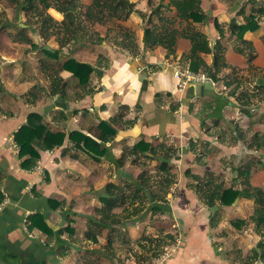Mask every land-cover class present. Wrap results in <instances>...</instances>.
Listing matches in <instances>:
<instances>
[{"label":"crops","instance_id":"0c3cea01","mask_svg":"<svg viewBox=\"0 0 264 264\" xmlns=\"http://www.w3.org/2000/svg\"><path fill=\"white\" fill-rule=\"evenodd\" d=\"M131 1L145 14L156 4ZM80 2L85 9L92 0ZM201 7L205 15L194 24L212 49L201 58L220 67L217 79L203 83L184 81L168 64L189 66L191 40L178 37L171 55L163 45L147 47L146 26L157 29L162 22L147 23L138 12L113 19L116 25L105 27L109 35L105 23H96L88 26L89 39L66 44L31 27L39 31L35 39L30 35L33 42L12 40L31 46L28 55L43 51L37 61L29 60L28 71L19 69L20 58L0 53V241L19 264H136L120 246L145 232L146 216L128 214L133 205L145 211L149 203L128 198L105 215L102 197L111 190L131 195L135 188L126 184L142 171L153 178L166 168L175 181L167 211L159 214L169 218L175 241L161 264H264V222L256 224V200L247 195L264 191V0H201ZM51 14L64 18L56 9ZM248 21L257 26L238 37ZM218 43L222 61L215 55ZM71 57L93 65L87 84L60 68ZM56 76L63 80L53 85ZM32 113L66 137L53 149L35 145L40 158L26 169L15 133ZM101 121L117 132L104 142L107 153L94 159L70 133L81 131L100 142ZM141 140L155 153L132 154ZM194 176L209 192L245 193L231 204L215 200L209 206L199 198ZM36 213L52 233L28 228Z\"/></svg>","mask_w":264,"mask_h":264},{"label":"trees","instance_id":"16d2710c","mask_svg":"<svg viewBox=\"0 0 264 264\" xmlns=\"http://www.w3.org/2000/svg\"><path fill=\"white\" fill-rule=\"evenodd\" d=\"M17 8V16L20 18L22 11L25 15H30L33 18L46 20L48 23H53L52 26H56L54 31L50 33V26L45 27L41 25L40 33L45 37H49L52 34L57 35V38L61 44H66L69 41H81L85 40L89 36L88 26L96 23H105V17L108 19H127L131 13L138 12L146 22L153 23L157 18L162 22V27H154V25L146 26L144 33V41L147 47H154L155 45H163L167 49V54L171 55L175 53L177 39L180 36L187 37L191 40L192 46L187 58L189 59V68L192 71L205 72L212 79L218 78L220 67L218 63L215 65H207L202 61L201 53L212 52L209 45L207 35L198 29L194 22H199L204 17L205 13L201 7V0H156V4L151 7V11L148 14L140 12L136 9L135 3L131 0H92V2L86 6L85 9L81 7V0H12ZM149 4H154V0H148ZM55 8L57 11L64 15L62 22H57L55 19L47 14V10ZM175 11V12H173ZM173 12V13H172ZM106 15V16H105ZM105 16V17H104ZM186 22L183 29L177 26V23L182 24ZM26 23H19L18 28L20 31L17 36L12 39L14 41L33 42L32 38L26 34ZM43 25H46L42 23ZM8 26V25H7ZM257 26V22L248 21L245 25H241L238 37H242L243 32L248 29H254ZM28 27V26H27ZM32 27V26H31ZM30 28V27H29ZM58 28V29H57ZM89 39V38H88ZM224 48L219 43L216 45L215 55L218 61H222V54ZM58 53V50H56ZM62 69H66L79 79L80 84H87L90 80L91 73L94 71L93 65L80 62L71 57L64 61L60 66ZM62 77L56 76L52 79L54 85L62 81ZM56 90L52 89V93ZM104 132L99 134L98 138L100 142L93 137L82 133L81 131H73L70 133V138L76 143L77 146H81L92 154L94 159H99L102 155L107 153V148L104 146V142L114 138L116 134L115 128L106 121H101L98 125ZM66 134L63 131H51L43 123V118L37 113H32L29 116L27 123L19 128L15 133V141L20 146V156L24 157L22 165L24 168L29 169L35 166L37 160L40 158L38 150L35 145L41 149H53L56 146L63 145ZM132 154L137 156H147L148 153H155V148L148 142L141 140L130 149ZM148 152V153H147ZM162 181H159L160 185L164 188L162 191L153 189L152 177L142 171L138 177L126 184V187L133 186L135 189L132 194L129 195L121 190L108 191L102 200L104 205L101 208L103 214L111 212L114 207L122 206L124 201L128 198L131 199V203L134 204L137 199L144 197L148 200V210L153 213H165L166 205L168 203L167 194L171 184L175 181L174 176L170 174L169 168L161 174ZM198 180V184L194 185L199 198L203 200L207 205H215V200L220 201L222 204H231L239 195L245 193V191L234 190L231 188L220 191L209 192L204 189V182L201 177L194 176ZM153 189V190H152ZM162 192V193H160ZM248 196L254 197L256 200V209L254 219L259 226L264 222V191L260 188L253 189L252 192L247 193ZM133 214L144 210L143 207L133 205ZM132 212V210H131ZM258 222V223H257ZM98 226H107L106 224L98 223ZM34 227H42L45 232L52 233L45 222L44 217L40 213H36L31 217V223L28 228L33 230ZM67 228V227H66ZM67 229L72 230L71 227ZM60 231V230H59ZM101 231V228L100 230ZM170 241L169 245L175 241V237L170 234L164 235ZM262 243L260 244V246ZM159 247H157L158 249ZM162 250H156L153 256H160ZM0 264H19V258L9 252L7 246L0 241Z\"/></svg>","mask_w":264,"mask_h":264},{"label":"rangeland","instance_id":"374dc122","mask_svg":"<svg viewBox=\"0 0 264 264\" xmlns=\"http://www.w3.org/2000/svg\"><path fill=\"white\" fill-rule=\"evenodd\" d=\"M155 3H157V2L155 1L154 4ZM54 9L55 8L48 9L46 11L47 14L52 16L51 13L54 12ZM139 11L143 12L142 10H139ZM17 12H18L17 8L15 7V4L13 3L12 0H0V53H2V55H5V56L12 55L16 59L20 58L22 62H21V65L19 66V69L22 68L23 71H28L29 69L27 68V65H28L27 63L29 62V60L37 61V59L40 56H43V53H42L43 51L42 50H36L35 53L30 52L28 55V50H31V46L22 45V44H20V45L14 44L12 42V40H13L12 38L14 36H17L18 32L20 31V29L18 28V24L19 23H23V24L26 23L25 24V26L27 28L26 34H28L29 36L31 35L33 39L38 37L39 31L30 30L31 26L32 27L35 26L39 30L41 28V25L45 26V27L50 26V28L48 29V30H50V33L52 31H54L56 26H52L53 23L50 24V23L46 22V20L45 21L42 19L38 20L37 18H33L30 15L26 16L24 11H22V14L20 15V18H19L17 16ZM146 14L148 15L149 12ZM52 17L58 23L62 22V20H63V19L59 20V19L55 18L54 16H52ZM104 19H105L104 20L105 24L104 23H100V24H104L103 31L106 34L107 32L105 30V27L107 25H116V22H115V20L113 21V19H108V17H105ZM42 23H44L46 25H43ZM91 30L93 31L92 32L93 37L95 36V38H96L98 34H97V31L95 30V27H92ZM88 33L90 35V32H88ZM42 36H43V38H45V36L43 34H41V37ZM52 36L57 37V35L52 34L49 38H46V39H51ZM30 56L32 58H30ZM163 178L164 177H162V176H160V177L155 176L152 178V180H151L152 184L151 185H152V187L154 185L156 186V187L154 186L153 189L159 188L160 191H162L164 189L162 187V185L159 184L160 183L159 181H162ZM160 193H162V192H160ZM144 201H146L148 203V200L145 197H144ZM143 211L142 212L140 211V213L133 214L134 211L132 209V212H130L128 214V216H130V215L132 217L136 216V215L137 216L138 215L146 216L147 222L145 224V232H143V233L140 232L142 234L140 237L134 238L130 242L126 241V243H128V242L129 243L127 245L122 244L123 246L121 245L120 247L123 248L124 250H126V257L132 258V260L136 261V264H158V259L161 257V255L164 252L169 250V248H167V247L170 243L169 242L170 240L164 235H166L167 233L169 234L168 230L171 227L170 220L168 217H161L159 212L153 213L148 209L145 210L146 213H145V211L144 212ZM149 227H154V228L150 229ZM148 231H150V232L147 233ZM165 231H167V232H165ZM154 235H157V236H154ZM173 237H175V236H173ZM157 247H159V248L157 249ZM156 250H162L163 253L160 256H153V253H155ZM160 264H161V262H160Z\"/></svg>","mask_w":264,"mask_h":264},{"label":"built area","instance_id":"2783aa9c","mask_svg":"<svg viewBox=\"0 0 264 264\" xmlns=\"http://www.w3.org/2000/svg\"><path fill=\"white\" fill-rule=\"evenodd\" d=\"M169 66H172L178 76L183 79L186 82H192V83H203L210 79V77L204 73V72H195L192 71L189 67L183 66L180 62L176 60H171L168 62ZM169 252H164L161 257L158 259V264L168 256Z\"/></svg>","mask_w":264,"mask_h":264}]
</instances>
